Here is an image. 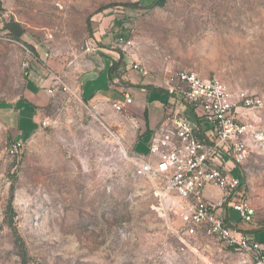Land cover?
Here are the masks:
<instances>
[{
	"label": "rangeland",
	"instance_id": "obj_1",
	"mask_svg": "<svg viewBox=\"0 0 264 264\" xmlns=\"http://www.w3.org/2000/svg\"><path fill=\"white\" fill-rule=\"evenodd\" d=\"M151 1L21 0L28 39L19 40L5 29L13 18L0 13V264H251L207 235H186L179 215L153 195L158 180L135 174L142 157L133 124L110 103L84 98L77 74L48 64L59 58L69 25L74 41L102 32L97 47L122 56L125 67L138 63L145 74L137 73L162 90L169 74L189 71L264 99V0L148 8ZM94 3L83 28L64 23L66 11L73 18ZM119 39L131 44L124 50ZM247 119L246 158L235 175L254 217L241 227L264 259V105ZM13 142L21 152L11 157ZM203 193L222 200L216 187ZM229 215L238 222L235 211Z\"/></svg>",
	"mask_w": 264,
	"mask_h": 264
},
{
	"label": "built area",
	"instance_id": "obj_2",
	"mask_svg": "<svg viewBox=\"0 0 264 264\" xmlns=\"http://www.w3.org/2000/svg\"><path fill=\"white\" fill-rule=\"evenodd\" d=\"M117 42L124 50L131 44L125 39ZM128 68L145 74L134 61ZM163 89L168 96L162 103L163 120L150 137L148 155L139 159L136 176L158 180L153 195L179 215L186 235H207L245 254L251 264H264L261 244L241 227L252 221L254 210L239 190L241 183L235 175L246 158L252 129L247 118L263 107L264 99L247 91L233 93L217 77L201 78L189 71L169 74ZM63 90L68 88L63 86ZM131 103L124 91L122 102L111 107L123 114ZM20 152V142L7 147L11 157ZM207 187L220 191L221 202L206 199L203 192ZM232 210L238 214V222L231 221Z\"/></svg>",
	"mask_w": 264,
	"mask_h": 264
},
{
	"label": "crops",
	"instance_id": "obj_3",
	"mask_svg": "<svg viewBox=\"0 0 264 264\" xmlns=\"http://www.w3.org/2000/svg\"><path fill=\"white\" fill-rule=\"evenodd\" d=\"M20 1L0 0V3L4 14H8L15 23L22 25L24 20L19 14L23 5ZM96 8L97 5L95 3L92 6L91 4L85 5L80 8V11L73 13V18L66 11L64 23L74 22L80 24V27L83 28L88 15L95 11ZM107 9V7L103 8L101 13L95 14L90 20L96 21V19H100L95 17L103 16V14L107 13ZM101 20L102 22L106 21V17H102ZM64 28L66 30L64 32L65 42L61 48L56 47L59 49L57 51L58 54H56L60 56L58 59H48V64L59 69L65 68V70L77 74L84 98L94 104L110 103L112 105L116 102H122L123 92L127 91L131 96L132 103L124 108V113L121 114V117L128 123L133 124L131 127L134 129L136 136L134 150L137 155L146 158L150 137L154 131L159 129L163 120L162 103L168 99V96L160 87V82L141 76L137 72L129 71L127 67H125L126 70L120 77H115L110 71V67L112 62L117 61L119 58L105 47H97V43L101 41L99 37L102 32L93 33L88 38L86 33H81V37L74 41L70 26L64 25ZM23 36L28 39V32L25 31ZM101 43L104 45V42L101 41ZM86 47L90 49L89 52L84 51ZM114 83H117V85H114ZM142 86L161 90L162 93L141 88ZM23 114L25 115L19 114L18 117L22 121V125H25L29 121L30 111L27 110ZM231 221L235 222L232 219Z\"/></svg>",
	"mask_w": 264,
	"mask_h": 264
},
{
	"label": "trees",
	"instance_id": "obj_4",
	"mask_svg": "<svg viewBox=\"0 0 264 264\" xmlns=\"http://www.w3.org/2000/svg\"><path fill=\"white\" fill-rule=\"evenodd\" d=\"M166 0H152L151 3L148 5V8H153V7H160L165 3ZM126 7H137L136 4H127ZM3 12V9L1 8V3H0V13ZM87 27L89 32L91 33V29H90V24L87 23ZM5 29L7 31H9V33L12 35V37L15 40H19L20 37L23 34V30L21 29L20 25L14 22L8 23L5 26ZM124 65H123V59L122 56H119V59L117 60V62H112V65L110 67V71L112 72L113 75H115V77H120L121 74L124 72ZM141 88H145V89H149V90H153L156 91L158 93H162L161 90L158 89H154L152 87H148V86H142Z\"/></svg>",
	"mask_w": 264,
	"mask_h": 264
}]
</instances>
